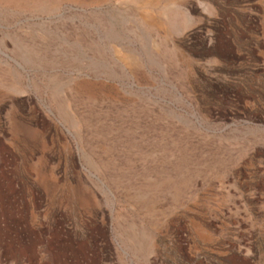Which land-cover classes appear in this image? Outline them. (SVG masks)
<instances>
[{
	"label": "rangeland",
	"instance_id": "374dc122",
	"mask_svg": "<svg viewBox=\"0 0 264 264\" xmlns=\"http://www.w3.org/2000/svg\"><path fill=\"white\" fill-rule=\"evenodd\" d=\"M0 264H264V0H0Z\"/></svg>",
	"mask_w": 264,
	"mask_h": 264
}]
</instances>
